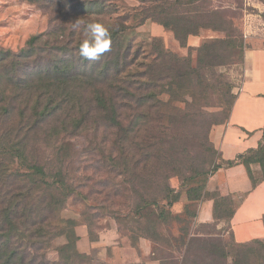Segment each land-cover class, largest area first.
<instances>
[{
	"label": "trees",
	"instance_id": "trees-1",
	"mask_svg": "<svg viewBox=\"0 0 264 264\" xmlns=\"http://www.w3.org/2000/svg\"><path fill=\"white\" fill-rule=\"evenodd\" d=\"M28 1L49 10L50 24L18 50L0 46V264H113L78 248L80 222L61 214L70 198L82 205L93 242L105 228L95 223L110 217L133 246L155 243L160 264H264V239L237 242L231 229L224 243L193 231L203 200L214 202L213 221L201 227L234 216L233 200L207 189L224 164H244L254 185L264 180L263 143L224 161L210 138L237 99L232 84L217 89L211 79L219 67L243 66L236 12L212 0ZM77 19L109 28L111 48L100 60L78 55ZM149 20L186 54L159 36L137 41ZM207 29L224 36L190 44ZM212 92L218 112L207 109ZM184 194V210L173 212Z\"/></svg>",
	"mask_w": 264,
	"mask_h": 264
},
{
	"label": "rangeland",
	"instance_id": "rangeland-1",
	"mask_svg": "<svg viewBox=\"0 0 264 264\" xmlns=\"http://www.w3.org/2000/svg\"><path fill=\"white\" fill-rule=\"evenodd\" d=\"M215 7L231 8L236 12L235 22L239 26L240 31L243 33L245 45L247 27L253 26L257 35H261L259 40H251V43L264 46V2L260 0H212ZM127 4L138 5V0H126ZM50 24V12L43 7L31 3L28 0H0V46L18 50L26 44V41L33 35L44 33L48 30ZM153 36L162 37L167 48L179 54H186V49L181 48L172 37V34L166 31L160 25L147 21L143 26L137 28L135 39L137 41L148 42ZM223 32H217L210 29L203 30L201 35L195 40L196 45H199L207 38L223 37ZM242 64L240 61L227 64L223 67L216 69L214 75L211 76L213 84H216L217 89L224 84L229 83L234 86V92L239 89L242 80ZM211 106L208 110L218 112L220 108L219 98L217 92L211 93ZM84 137H80L78 141L85 142ZM219 162V160H218ZM214 166V165H213ZM211 166V169L213 168ZM170 184L175 187H180L181 181L174 177L170 179ZM186 196L183 195L182 199L176 203L172 210L173 212H182L186 204ZM82 205L76 203L73 198L67 203L66 208L62 211V216L65 218H75L80 222L81 232L86 231L87 225L82 215ZM105 226L100 231L102 236L101 241L97 243H88L83 246L94 256H103L107 259H114L117 261L138 262V264H160L159 260L155 257L161 254L155 250L156 244L151 242V252L146 255L142 261L140 255L143 254V249L140 247L141 240L136 246H133L129 233L119 231L118 223L115 219L105 217L95 223L94 227ZM179 223H174L170 227V231L174 236H179ZM198 229L205 231L207 234L204 237H212L228 243L231 241L230 231L231 227L228 220H223L218 224L213 223L211 226L201 227L199 223L193 225V231ZM210 233V234H209ZM165 246V245H164ZM163 246V247H164ZM157 247V246H156ZM166 253H174L179 255L176 249L165 248ZM156 251V254H155ZM145 253V252H144ZM211 261V259H209ZM141 262V263H139ZM228 263H232V259H228Z\"/></svg>",
	"mask_w": 264,
	"mask_h": 264
},
{
	"label": "crops",
	"instance_id": "crops-1",
	"mask_svg": "<svg viewBox=\"0 0 264 264\" xmlns=\"http://www.w3.org/2000/svg\"><path fill=\"white\" fill-rule=\"evenodd\" d=\"M196 38L190 39L191 45L196 46L194 40ZM259 38L261 35H257L254 27L248 26L242 80L236 91L237 99L229 120L225 124L215 125L210 133L211 141L219 151L220 159L224 161L234 160L238 155L257 148L260 143L264 144V46L251 43V40H259ZM253 170L258 171L259 166L254 165ZM207 189L218 191L221 195L233 200L235 213L230 224L237 242L264 239V180L254 185L251 174L244 164H224L210 176ZM213 204L212 199H206L200 203L196 223L213 221ZM78 233L80 235L78 248L88 254L91 252L83 246L88 243H97L102 239L100 236L98 241H91L88 228L85 233L81 232L80 225ZM142 245L143 249L144 246L146 248L140 255L142 257L140 261L150 254L151 241L142 238L141 249ZM98 257L113 264H133L129 261Z\"/></svg>",
	"mask_w": 264,
	"mask_h": 264
},
{
	"label": "clouds",
	"instance_id": "clouds-1",
	"mask_svg": "<svg viewBox=\"0 0 264 264\" xmlns=\"http://www.w3.org/2000/svg\"><path fill=\"white\" fill-rule=\"evenodd\" d=\"M81 27L84 39L78 46V55L89 62L100 60L111 48L112 39L109 28L98 21L82 22L77 19L73 23V30H79Z\"/></svg>",
	"mask_w": 264,
	"mask_h": 264
}]
</instances>
